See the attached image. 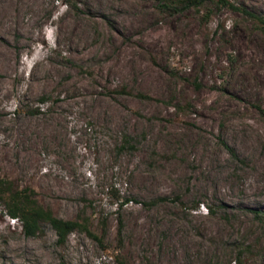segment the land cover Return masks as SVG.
Listing matches in <instances>:
<instances>
[{"label":"rangeland","instance_id":"obj_1","mask_svg":"<svg viewBox=\"0 0 264 264\" xmlns=\"http://www.w3.org/2000/svg\"><path fill=\"white\" fill-rule=\"evenodd\" d=\"M158 3L0 0V178L104 230L26 236L0 204V264H264L258 22Z\"/></svg>","mask_w":264,"mask_h":264},{"label":"trees","instance_id":"obj_2","mask_svg":"<svg viewBox=\"0 0 264 264\" xmlns=\"http://www.w3.org/2000/svg\"><path fill=\"white\" fill-rule=\"evenodd\" d=\"M208 1L216 4V6H227L231 10L242 11L252 17H255L258 24L257 29L261 34L264 41V15L258 16L253 13L247 12L245 9L235 6L228 0H159L158 7L161 10L170 9L174 12L185 10L186 8L196 6L200 2ZM209 11V10H208ZM115 93H130L124 86L114 88ZM140 97L150 98L144 93L137 94ZM257 109L264 115V106L256 104ZM127 142L129 137L127 136ZM228 152L236 157L235 150L224 143ZM159 198H156L149 202L153 204L158 202ZM0 204H3L6 208V213L9 217L19 220L22 224L23 232L26 236L36 235L41 228V224L46 222L51 225L57 235V242L59 244L64 243L67 236L74 231L85 232L89 237L100 240L103 236L104 230L98 235L96 231L90 228L89 218L83 214L78 213L74 219H63L56 216L49 206H44L34 196L33 189L29 187L15 188L13 182L7 178H0ZM254 217L261 223H264V211L258 209H251ZM103 228V223H102ZM118 264H127L123 257H118Z\"/></svg>","mask_w":264,"mask_h":264}]
</instances>
